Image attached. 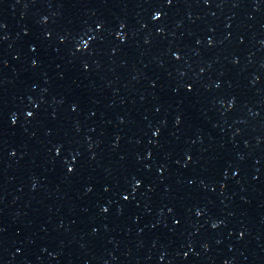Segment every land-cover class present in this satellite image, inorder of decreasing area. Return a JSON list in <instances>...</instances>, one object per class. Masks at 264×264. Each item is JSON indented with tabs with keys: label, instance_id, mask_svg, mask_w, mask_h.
Segmentation results:
<instances>
[{
	"label": "water",
	"instance_id": "1",
	"mask_svg": "<svg viewBox=\"0 0 264 264\" xmlns=\"http://www.w3.org/2000/svg\"><path fill=\"white\" fill-rule=\"evenodd\" d=\"M0 264H264V22L0 0Z\"/></svg>",
	"mask_w": 264,
	"mask_h": 264
}]
</instances>
